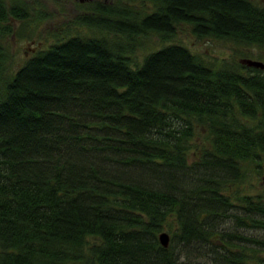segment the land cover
<instances>
[{
	"label": "trees",
	"instance_id": "16d2710c",
	"mask_svg": "<svg viewBox=\"0 0 264 264\" xmlns=\"http://www.w3.org/2000/svg\"><path fill=\"white\" fill-rule=\"evenodd\" d=\"M83 1L89 32L11 69L46 15L0 0V264H264V237L240 230H264V193L239 189L248 165L264 179V68L179 42L133 56L181 24L264 46V3Z\"/></svg>",
	"mask_w": 264,
	"mask_h": 264
},
{
	"label": "rangeland",
	"instance_id": "374dc122",
	"mask_svg": "<svg viewBox=\"0 0 264 264\" xmlns=\"http://www.w3.org/2000/svg\"><path fill=\"white\" fill-rule=\"evenodd\" d=\"M255 1L264 3V0ZM27 2L30 6L39 9L46 17L37 21H30V24L34 25V31L25 30L27 34L13 39L11 69L19 67L37 48L48 46L58 37L73 33L85 34L90 31L84 24L72 22L74 17L83 9V5H86L83 0H27ZM34 13L32 11L31 14ZM66 24H69L70 29L65 31ZM165 42L183 43L204 61L214 65H219L225 60L239 61L242 57L264 61V46L245 45L217 37L197 38L191 32L190 26L186 24H181L169 40L163 41L152 33L141 36L139 41L135 42L134 61H140L146 52L161 46ZM247 168L246 176L239 184L240 194L264 193L262 174H258L255 168L250 165ZM164 229L166 230L167 227ZM240 230L245 234L250 233L264 237L263 229L241 228ZM205 260L204 256L195 258L197 264H208Z\"/></svg>",
	"mask_w": 264,
	"mask_h": 264
},
{
	"label": "water",
	"instance_id": "95a60500",
	"mask_svg": "<svg viewBox=\"0 0 264 264\" xmlns=\"http://www.w3.org/2000/svg\"><path fill=\"white\" fill-rule=\"evenodd\" d=\"M240 61L246 63L247 65H252L260 68H264V61L259 59H253L249 57H242ZM159 241L162 245L167 246L169 243V233L165 230H162L158 233Z\"/></svg>",
	"mask_w": 264,
	"mask_h": 264
},
{
	"label": "flooded vegetation",
	"instance_id": "af4514ba",
	"mask_svg": "<svg viewBox=\"0 0 264 264\" xmlns=\"http://www.w3.org/2000/svg\"><path fill=\"white\" fill-rule=\"evenodd\" d=\"M263 1V0H262Z\"/></svg>",
	"mask_w": 264,
	"mask_h": 264
}]
</instances>
